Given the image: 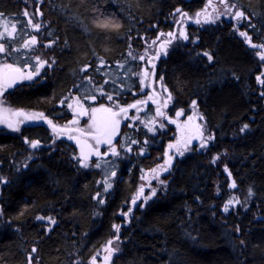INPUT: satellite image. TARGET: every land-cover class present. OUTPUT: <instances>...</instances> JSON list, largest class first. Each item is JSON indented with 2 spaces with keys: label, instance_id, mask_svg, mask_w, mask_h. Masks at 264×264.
Wrapping results in <instances>:
<instances>
[{
  "label": "trees",
  "instance_id": "16d2710c",
  "mask_svg": "<svg viewBox=\"0 0 264 264\" xmlns=\"http://www.w3.org/2000/svg\"><path fill=\"white\" fill-rule=\"evenodd\" d=\"M233 1L246 19H233L213 0V16L222 15L197 24L208 0H0L19 32L37 37L29 54L53 61L46 83L14 100L46 104V115L59 121L70 101L128 108L113 137L118 155L102 159L107 164L90 159L82 167L76 146L46 128L35 149L0 135V264H93V257L94 264H264V84L257 81L264 48L240 35L264 45V0ZM25 11L41 25L38 32ZM181 27L187 40L179 38ZM169 32L177 38L160 51L154 85L167 89L161 110L175 123L152 106L128 107L148 89L146 79L141 91L139 57L154 40L171 39ZM70 87L74 94L62 97ZM193 101L212 139L176 156L163 183L152 179L133 204L141 177L151 179L172 141L192 133L176 115L187 116ZM29 140L37 141L36 133ZM105 181L112 185L107 192ZM232 198L240 203L226 213ZM110 239L119 250L106 262Z\"/></svg>",
  "mask_w": 264,
  "mask_h": 264
},
{
  "label": "snow or ice",
  "instance_id": "6c2138e0",
  "mask_svg": "<svg viewBox=\"0 0 264 264\" xmlns=\"http://www.w3.org/2000/svg\"><path fill=\"white\" fill-rule=\"evenodd\" d=\"M219 3L221 5L224 6V9L227 13H231L232 12V8L235 7V5H229L227 3V0H219ZM212 8L213 12H209L208 9ZM216 12V6L213 3V0H208V3L205 5L204 9L201 10L200 12H197L195 14L196 18H195V23L200 24L201 23V18H203V22L204 23H214L216 19L219 18V15H222V13H217V15L214 17L213 13ZM176 13H179L180 16L182 18H187V13H184L181 11V9L177 8L176 9ZM23 15L25 17H29V13L27 11H25L23 13ZM232 18L239 21L241 18H247L245 17V14L242 11H236L233 15ZM0 23H2L3 25V31H0V40H3L5 38V36H7L9 39L13 38L17 32V25L16 23H12L9 29V24L8 21L6 19H3L2 17H0ZM28 25L31 26L35 31H39L41 25L36 23L34 24L32 19L29 17L28 21H27ZM177 23H181V21H177ZM101 27H107L108 25H100ZM161 35H164V33H161ZM241 36L245 37V40L247 43H249L252 47L254 48H264V45H255V44H251V39L250 37H248L247 33L245 32H241L240 33ZM167 36L170 37L171 39L169 40H165L163 41V43L161 44V51H164L167 46L172 42L173 39L177 38V34L174 32H169L167 33ZM160 37L158 36L157 39H159ZM179 38H182L184 40L188 39V36L185 34L183 28L181 27L179 30ZM38 41H37V37L36 36H32L30 39H27L23 42V44L21 45L22 48L24 49H32L37 45ZM156 41H153V44H155ZM51 45H46L45 47H50ZM12 51H19V49H12ZM8 53V49L5 46V44L0 43V54H7ZM260 55V59L262 61H264V52L258 53ZM204 55L208 56V59L211 60L212 57L210 55H208L207 52L204 53ZM139 59L143 60L144 56L139 57ZM35 61H36V71L35 72H27L25 73L23 71L22 68L17 67L14 64H10L7 62L4 63H0V124H5L7 125V127L11 128L13 131H19V125L24 123L27 120H34V119H45L43 113H26L23 110L20 109H12L9 107H4V101L2 99V97L4 96V93L7 89L12 88L14 85L18 84L20 81L23 80H32L34 76L39 74V71L41 68H43L45 66V64H47V61L42 60L39 56L35 57ZM49 67H51V65H48ZM29 67H31V65H29ZM154 68V65H153ZM86 69H82V71H84ZM141 75V91H143V86L145 84V80L148 78L149 76V72L147 70H145L143 73L140 74ZM261 77H264V73H261L260 76H257V81L264 84V79H262ZM163 79V77H161V80ZM149 87L151 85H148ZM165 91H167V89H164ZM262 95H264V93H262ZM92 99H95V97L93 96ZM109 100H112V96H108ZM148 100H152L153 103H156L157 101L153 99L152 96L148 97ZM171 100V95L168 96V101ZM165 101L164 106H167V102ZM77 103L79 104V101H77ZM147 101H140L138 100L135 104L129 105V108H136L137 111H140L141 109L138 107V105L140 104H146ZM196 106V101L192 102V107L195 108ZM69 107L71 108L72 105L70 104ZM81 108V115H87L86 110L83 109V106L80 105ZM128 112V108H120L119 112L113 111L112 108L110 107H104L101 106L100 108H93L92 109V124L90 125V127L94 128V133H90V135L93 136V139L96 140V148H93L91 145L88 144H81V141L77 139V144L80 146L81 149V153H80V163L82 167H88V157L91 155H96V156H100L101 153L99 152L98 146L102 143H106L111 145L112 144V137L115 135L116 131L118 130L119 127V123L120 121L116 118L118 115H120V113H124L127 114ZM157 115L158 116H164L165 114L160 110V108L158 107L157 110ZM97 113H102L103 115L101 117H97ZM183 114V111L181 110L180 112H177V116H180ZM13 117L16 118H23V119H13ZM193 119V117H189V121H191ZM201 119H203V117H201ZM46 122L53 127V130H56V126L52 124V122L50 120H46ZM172 123H175V121H170ZM71 123H78V121L73 120L71 121ZM147 126V125H146ZM248 125H244V127L241 129V131L243 132L245 129H247ZM196 129H197V134L195 136H188L187 139L181 141L180 139L177 140L176 144H170L169 148H175L177 153L179 155H183L184 151L188 150V146L191 144L193 139H201V145L200 147H206V141L203 140V133L200 131V126L196 125ZM149 131H153L152 128L148 129ZM81 132H83V130H81ZM69 139H75V137L69 136ZM207 139H212L211 136H209ZM25 143H28L30 145V147H32L33 149L37 148L39 146V141H28L27 139L25 140ZM133 143H135V141H133ZM87 149V150H86ZM111 152L112 155H118V153L116 152L115 147L111 148ZM104 155H107V153H104ZM165 157H167V159L164 162L163 166H158L160 171H167L168 167L171 165V161H172V157L169 155L168 151H165ZM218 157L214 158L213 162H215V159H217ZM75 159V157H74ZM97 167H99V164L96 165ZM152 173L154 174L155 179L159 178V172L157 169H152L151 170ZM225 171H227V168H225ZM113 176H115V172L112 173ZM230 175V174H229ZM141 179H146V176H142ZM0 182H3L2 178H0ZM105 183V188L104 190L107 192L108 189H110L112 187V185L110 183H108L107 181L104 182ZM161 183H163V181H161ZM230 187L235 188L236 184L235 182H233ZM155 189L152 190V195H155ZM144 193V186L142 185L139 189V191L137 192L136 196L133 197L132 203L136 204V201L143 196ZM97 195L99 196V193H97ZM252 195L251 189H249V196ZM151 197L149 196H144V200L147 201L148 199H150ZM100 203H103V200L99 201ZM240 201L236 198H232L230 199L224 206L223 211L224 212H228L229 211V206H235L236 204H239ZM131 212V209L128 210V212L123 213L122 215H124L125 217H127L129 215V213ZM37 219H43V217H37ZM51 223H55V220L52 218H49ZM113 229L115 230V232H119L120 230V225L114 224L113 225ZM237 232L239 231V228L236 229ZM115 239H119L118 236L115 237ZM243 243V242H242ZM114 244V240L110 239L107 241V245L105 246V251L108 253L107 256H105V261H109L112 257V255L117 252L119 249L116 247H113L112 245ZM33 251H35V249H33ZM95 262V257H93V264ZM31 264V262H30Z\"/></svg>",
  "mask_w": 264,
  "mask_h": 264
},
{
  "label": "flooded vegetation",
  "instance_id": "af4514ba",
  "mask_svg": "<svg viewBox=\"0 0 264 264\" xmlns=\"http://www.w3.org/2000/svg\"><path fill=\"white\" fill-rule=\"evenodd\" d=\"M0 17H2L3 19H6L8 21L9 29H10L11 24L14 23V19L12 18V16L9 14H6L4 11H0ZM0 31H3L2 23H0ZM27 39H28V37L25 36L24 33L19 32V29L17 27V32L13 38L9 39L7 36H5V38L3 40H0V43L5 44V46L8 49L7 54H0V63L7 62L10 64H14L17 67L22 68L25 73L35 72L36 71V67H35V65H36L35 57L36 56L33 54H29V49H24L21 47L23 42ZM162 40L165 41L168 39H162ZM163 41L160 40L157 42L155 52L152 53V55H150L149 59L147 60V63L150 65L149 76L147 78L148 89H147V91H145V93L139 99L140 101H147L146 104H141V105H143L145 108L152 106L155 109V111L157 110L158 107L161 110V99H162V96L164 95L165 92L160 86L154 85V83H155L154 81H156L155 80L156 61L159 59V57L155 58V57H153L154 56L153 54H155V53L157 54L158 51L160 54V51H161L160 48H161V44L163 43ZM12 49H19V51H12ZM31 51L33 52L34 50L32 49ZM30 58H31V62H29ZM44 61H47V64H45V66L40 69L39 74L34 76L32 80L20 81L18 84L14 85L12 88H9L5 91L4 96L2 97V99L4 101L3 106L9 107L12 109H20L26 113H43L46 120H50L52 122V124L56 126V130L54 131L53 127L50 126L46 122L45 119L27 120L24 123L19 125V129H20L19 131H13L11 128L7 127V125L0 124V135H8L11 137H17L18 143H20V144H28V143H25V140L27 139L28 141H30L29 140V134L34 135V133H36V136L38 138L37 141H39V139L43 138V130L45 128L49 132L62 135L63 138L67 139L68 141H70L69 136H72V137L81 136L80 133L78 132L81 128L77 127L76 123H71V121L77 120V118L82 117V115L77 116V115L72 114V112H71L73 106L77 104V103H75V101H73V102L70 101L68 103L69 105L72 104L71 108L69 106H67L68 111H69V115L64 120L59 121V118H55V117L46 115V113H45L46 104L45 105L42 104V105L29 106L26 104H19L16 100H14V94L21 92V91H28V90L35 89V88L41 86L42 84L46 83V80L48 79L46 76L47 71H50L53 69V65H51L53 63V61H51L50 59L44 60ZM55 62H56V60H55ZM49 64L51 65V67L48 66ZM29 65H31V67H29ZM153 65H154V68H153ZM142 71L143 72L145 71L143 64H142ZM148 85H151V86L149 87ZM63 92L64 93L62 94V97H68V96H72L74 94L73 89L71 87L68 89V91H63ZM149 96H152L153 99L156 100L157 102L153 103L152 100H148ZM60 104H61V100H58L55 103V106L59 107ZM82 106H84V105H82ZM48 108L52 110V107L49 105H48ZM161 111L165 114L164 116H160L162 119L169 121V122L175 121V120H173V118L171 116H169L167 114L166 111H163V110H161ZM13 119L15 120V119H23V118L22 117L21 118L13 117ZM113 137H112L111 148L115 147V149H116V142H115V139ZM86 138H88L91 146L94 148L92 142L90 141V139H92L93 136L92 137H86ZM107 145L108 144H106V143L100 144L98 146L99 152L103 153V152L108 151L109 155H110L111 152L108 150ZM100 157L101 156H98V158H96V160H99ZM93 158H95L94 155H92V159ZM107 158H104V159H107Z\"/></svg>",
  "mask_w": 264,
  "mask_h": 264
},
{
  "label": "rangeland",
  "instance_id": "374dc122",
  "mask_svg": "<svg viewBox=\"0 0 264 264\" xmlns=\"http://www.w3.org/2000/svg\"><path fill=\"white\" fill-rule=\"evenodd\" d=\"M227 2L230 5H235V2L233 0H227ZM236 11H239L238 8L233 7L232 8V13L234 14ZM156 46H157V42L152 45V49L149 52L145 51L144 54H143L144 59L142 60V64H143L145 70H147L148 72L150 70V65L147 63V60L149 59L150 54L155 52ZM29 62H31V58L29 59ZM262 73H264V67H262ZM100 107H101V105H98V106H95V107H84V110H86L87 115H82L81 118H77L76 121H78V123H76V126L81 128L82 130L92 131L93 132L94 128L90 127V125L92 124V115H93L92 109L93 108H100ZM189 117H193V119L191 121H189ZM201 117L202 116H201L199 110L196 107L195 108L191 107L190 113L187 116H185L184 118L181 117V116H177L176 115V118H177L176 121L179 123V125H183V128L186 131L191 130L192 133L191 134H187L183 138H177L175 141H172L173 142L172 144H176L178 139L183 141V140L187 139V137L190 136V135L191 136H195L197 134L196 125L200 126V131L203 133V140L207 141L208 136H207V134L205 132V129L203 127V119H201ZM121 118H122V115H118L117 119L119 121H120ZM90 141L92 142L94 148H96V146H97L96 145V140L92 138V139H90ZM201 142H202L201 139H193L191 144L188 146V150L192 147V145H195L197 149L201 148L200 147ZM194 143H196V144H194ZM107 148L111 152V145L108 144ZM184 152H186V151H184ZM168 153L172 157V160L176 156H179V154L177 153L175 148L169 149ZM94 157L95 158H93L92 160L97 161L96 158H98V156L94 155ZM166 159H167V157H164L163 163H161L159 166H163ZM101 161H102V159H99V162H101ZM102 163L103 164H107L109 162H106L104 160V161H102ZM157 170L159 172V178L158 179L153 178L154 177V174H153L151 179H148V178L144 179L141 182L140 187L143 185L144 186V190L148 189L150 187V183H151L152 179H155V181H158L160 183L162 181V176L166 173V171H160L159 168Z\"/></svg>",
  "mask_w": 264,
  "mask_h": 264
},
{
  "label": "water",
  "instance_id": "95a60500",
  "mask_svg": "<svg viewBox=\"0 0 264 264\" xmlns=\"http://www.w3.org/2000/svg\"><path fill=\"white\" fill-rule=\"evenodd\" d=\"M153 57L158 58L159 57V51ZM113 111L119 112V110H113ZM71 112L74 115L81 116V114H80V112H81L80 105H74ZM102 115H103L102 113H98L97 117L99 118ZM78 132L80 133L81 136H75V139H69V140L71 142H73V144L78 148V153H79V157H80L81 149H80V146L76 142L77 139L81 141V144H85L86 143V144L90 145V142L86 139V137H92V135H90V133H94V132H81V130H79ZM104 153H107V155H104ZM100 156L102 158H107L109 156V152L108 151L103 152V153H101ZM90 157L91 156H89L88 159H90Z\"/></svg>",
  "mask_w": 264,
  "mask_h": 264
},
{
  "label": "bare ground",
  "instance_id": "6f19581e",
  "mask_svg": "<svg viewBox=\"0 0 264 264\" xmlns=\"http://www.w3.org/2000/svg\"><path fill=\"white\" fill-rule=\"evenodd\" d=\"M104 260V259H103ZM101 264V263H100Z\"/></svg>",
  "mask_w": 264,
  "mask_h": 264
}]
</instances>
